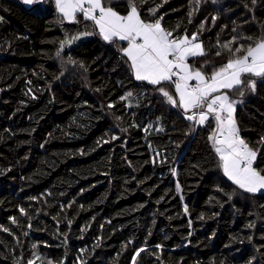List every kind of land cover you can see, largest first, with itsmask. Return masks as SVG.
<instances>
[{
	"label": "trees",
	"instance_id": "trees-1",
	"mask_svg": "<svg viewBox=\"0 0 264 264\" xmlns=\"http://www.w3.org/2000/svg\"><path fill=\"white\" fill-rule=\"evenodd\" d=\"M103 2L127 15L128 0ZM137 6L174 37L199 32L206 55L188 63L206 74L227 61L216 52L232 36L264 32V0H204L191 18L190 0ZM0 17V225L10 229L0 230V264H27L34 252L36 264H132L141 247L137 264H264V193L224 175L208 140L213 118L186 120L158 86L135 79L125 42H105L82 15L61 22L52 0H0ZM84 31L93 35L56 55L66 33ZM225 91L243 101L234 118L264 170V78L243 97Z\"/></svg>",
	"mask_w": 264,
	"mask_h": 264
},
{
	"label": "snow or ice",
	"instance_id": "snow-or-ice-1",
	"mask_svg": "<svg viewBox=\"0 0 264 264\" xmlns=\"http://www.w3.org/2000/svg\"><path fill=\"white\" fill-rule=\"evenodd\" d=\"M22 2L25 5H34L39 4L41 0H22ZM145 2L146 0H139L141 4ZM203 2L204 0H190V4L194 5L188 13L190 18L199 10ZM251 2L254 5L257 0H251ZM55 7L60 14L61 22H77V14H83L85 20L92 21L99 29L98 35L104 41L126 42L127 47H120L119 51L130 62L135 79L158 86L157 91L166 102L182 109L186 120L195 125H204L210 117L213 118L216 127L208 136V140L219 157V166L224 175L239 189L248 193L264 190V174H262L264 170H257L254 167L259 149H253L241 138L234 118L235 106L243 101L231 99L228 91H225H239L241 97L246 94V91L253 93L256 91V78H264V32L255 38L243 35L232 36L229 41L220 45L223 51L216 52V55L220 56L226 51L229 54L227 61L220 67L214 68L210 74H206L199 68L194 69L187 62L189 58L206 55L202 42H199V32L192 33L191 37L186 34L174 37L172 31L163 27L162 16L151 21L142 19L137 0H128L127 15H120L112 7L104 6L103 0H55ZM159 7L160 5L150 8L149 14L155 17ZM2 19L0 17V20ZM211 19L215 22L218 17L213 15ZM200 30H204L203 22ZM233 31L236 32L237 29L234 28ZM89 35L93 33L82 32L70 37L66 33L65 39L60 41V48L56 55L59 56L66 45H71L81 36ZM241 41H251V43L245 44ZM237 44H239L238 47ZM69 62L77 63L71 58ZM80 66L84 65L80 63ZM203 67L204 65H201V68ZM189 81H195V83H189ZM164 82L172 84L175 95L162 86ZM127 96H131V93ZM124 99L126 97L122 96L121 100ZM109 107L113 105L110 104ZM148 127L151 128L152 125ZM158 131L163 129L159 128ZM112 139L117 137L113 136ZM259 143L264 144V136L260 138ZM177 191H179V185H177ZM228 195L231 199L232 194ZM20 213L27 215L24 208H20ZM9 220L12 224H18L16 217H9ZM252 226L248 225V227ZM28 227L31 225L29 224ZM0 230L10 232V229L3 225H0ZM33 247L35 248V245ZM156 247L159 249L162 246ZM145 250L144 247L136 250L132 256V264H137V257ZM36 260H42V258L34 252L33 258L29 259L27 264H36ZM17 264H19L18 261ZM46 264H53V262L48 260Z\"/></svg>",
	"mask_w": 264,
	"mask_h": 264
},
{
	"label": "rangeland",
	"instance_id": "rangeland-1",
	"mask_svg": "<svg viewBox=\"0 0 264 264\" xmlns=\"http://www.w3.org/2000/svg\"><path fill=\"white\" fill-rule=\"evenodd\" d=\"M43 9L39 10L40 12L42 11ZM85 32V31H84ZM79 33H82V32H77L75 35L79 34ZM89 36H81L79 39H77L74 43H72L71 45H66V47H70L74 44H77L79 43L81 40H84V39H87ZM106 42V41H105ZM124 42V41H123ZM200 42V41H199ZM109 43V42H108ZM126 43V42H125ZM127 44V43H126ZM127 47V46H126ZM189 60V59H188ZM188 62V61H187ZM175 79V78H174ZM195 83V81H189V83ZM128 93H131L130 91H127L125 92L122 96L126 97V101H127V104L128 105H132L133 104V95L131 93V96H127ZM178 98V97H177ZM257 193H264V190L260 191V192H257Z\"/></svg>",
	"mask_w": 264,
	"mask_h": 264
},
{
	"label": "crops",
	"instance_id": "crops-1",
	"mask_svg": "<svg viewBox=\"0 0 264 264\" xmlns=\"http://www.w3.org/2000/svg\"><path fill=\"white\" fill-rule=\"evenodd\" d=\"M21 2H22V0H20ZM53 1V4H54V6H55V0H52ZM23 3V2H22ZM25 5V4H24ZM25 6H27V7H31V6H33V5H25ZM56 8V7H55ZM78 15H82L83 16V14H77V16ZM98 29V28H97ZM98 32H99V29H98ZM110 43V42H109ZM127 46V45H126ZM147 82V81H146ZM148 83V82H147ZM193 83V82H192ZM227 177V176H226ZM228 178V177H227ZM229 179V178H228Z\"/></svg>",
	"mask_w": 264,
	"mask_h": 264
},
{
	"label": "built area",
	"instance_id": "built-area-1",
	"mask_svg": "<svg viewBox=\"0 0 264 264\" xmlns=\"http://www.w3.org/2000/svg\"><path fill=\"white\" fill-rule=\"evenodd\" d=\"M175 78V77H174Z\"/></svg>",
	"mask_w": 264,
	"mask_h": 264
}]
</instances>
